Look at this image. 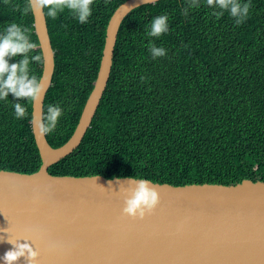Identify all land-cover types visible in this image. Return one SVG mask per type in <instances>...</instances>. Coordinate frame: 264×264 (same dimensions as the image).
I'll use <instances>...</instances> for the list:
<instances>
[{
  "label": "trees",
  "instance_id": "trees-1",
  "mask_svg": "<svg viewBox=\"0 0 264 264\" xmlns=\"http://www.w3.org/2000/svg\"><path fill=\"white\" fill-rule=\"evenodd\" d=\"M54 49L43 103L52 146L78 121L106 25L124 0H42ZM42 70L29 0H0V168L32 172ZM52 174L152 181L264 180V0H157L121 21L105 90L78 146Z\"/></svg>",
  "mask_w": 264,
  "mask_h": 264
},
{
  "label": "water",
  "instance_id": "water-1",
  "mask_svg": "<svg viewBox=\"0 0 264 264\" xmlns=\"http://www.w3.org/2000/svg\"><path fill=\"white\" fill-rule=\"evenodd\" d=\"M157 0H124L110 15L99 68L68 139L52 146L43 103L54 49L42 0H29L42 70L31 131L40 165L0 168V264H264V180L172 184L134 176L52 174L91 125L108 82L122 19Z\"/></svg>",
  "mask_w": 264,
  "mask_h": 264
}]
</instances>
